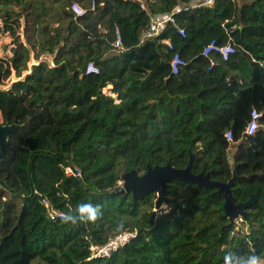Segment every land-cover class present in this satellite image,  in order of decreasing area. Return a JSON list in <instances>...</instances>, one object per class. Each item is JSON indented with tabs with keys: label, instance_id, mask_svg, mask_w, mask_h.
<instances>
[{
	"label": "trees",
	"instance_id": "trees-1",
	"mask_svg": "<svg viewBox=\"0 0 264 264\" xmlns=\"http://www.w3.org/2000/svg\"><path fill=\"white\" fill-rule=\"evenodd\" d=\"M198 1H27L24 43L19 17L12 26L2 16L15 40L11 57L0 58V87L12 75L16 81L0 88V124H15L0 161V264H223L227 252L264 255L259 202L244 210L241 230L225 216L217 189L173 181L166 210L154 219L155 193L133 200L120 192L124 173L142 175L148 165L184 169L193 155L194 175L212 171L213 181H232L235 204L253 194L264 199V0L193 6ZM72 3L81 16H73ZM177 6L173 19L185 38L169 24L143 39L153 19ZM211 42L234 51L226 60L215 51L205 57ZM175 53L185 66L174 75ZM89 62L99 74L85 75ZM108 86L116 99L102 93ZM66 105L82 110L67 112ZM253 110L261 116L247 135ZM43 198L59 213L98 204L103 217L96 224L51 220ZM123 232L135 237L91 258V247Z\"/></svg>",
	"mask_w": 264,
	"mask_h": 264
},
{
	"label": "water",
	"instance_id": "water-1",
	"mask_svg": "<svg viewBox=\"0 0 264 264\" xmlns=\"http://www.w3.org/2000/svg\"><path fill=\"white\" fill-rule=\"evenodd\" d=\"M15 124H0V161L3 159L9 136L11 135ZM193 155H190L188 165L184 169H176L170 164L164 166H147L145 173L138 175L136 171L122 175V189L120 192L130 193L133 200H141L150 193H155L157 199L155 201L154 210L151 212L150 217L154 219L156 213L162 208L165 200V191L170 187L173 181L190 182L198 187L217 189L219 193L224 195L223 210L225 216L229 218L230 224L233 225L238 219L245 217V209L251 207L254 203L259 202L264 211V199L260 198L257 194H253L244 203L233 202L231 192V184L220 183L211 179V172L200 173L194 175L192 173ZM262 225L264 226V216L262 218Z\"/></svg>",
	"mask_w": 264,
	"mask_h": 264
},
{
	"label": "built area",
	"instance_id": "built-area-1",
	"mask_svg": "<svg viewBox=\"0 0 264 264\" xmlns=\"http://www.w3.org/2000/svg\"><path fill=\"white\" fill-rule=\"evenodd\" d=\"M214 0H199L195 5L193 6H211L213 4ZM69 10L73 14L74 17H79L83 14V9L77 4V3H72L69 7ZM180 10V7L177 6L174 8L173 12L170 14H167L166 16L162 18H155L151 21L149 24L148 28L143 34V39L144 38H153L161 35L167 26L169 24H172L175 26L174 19H173V13L178 12ZM176 33L182 37L185 38V30L181 27L175 26ZM168 49L173 50V45L171 42H167ZM120 47V39L117 37V40L115 42V48L118 49ZM215 51L219 53L222 57L223 60H226L230 54L233 53L234 51V46L231 43H228L224 46L218 47L215 42H211L209 45L203 48L202 55L207 57L209 54ZM185 66V61L180 57L178 53H175L172 57V60L170 62V69L172 74H177L179 69L181 67ZM99 74V69L98 67L93 63L89 62L86 67H85V75H97ZM261 114L253 110L250 114V121L246 127V134L247 135H253L257 125H258V120L260 118ZM226 140L228 142H232V134L231 132H227L226 135ZM65 173L68 175H72L75 177L80 176V171L79 170H71L67 168L65 170ZM36 194V193H35ZM41 204L46 208L48 216L50 217L51 220H54L56 218H60V213L55 211L49 204V202L46 199H41ZM135 234L130 233V232H123L121 234L116 235L115 237L109 239L106 244L103 246H93L90 248L91 251V258H99V257H104L108 256L110 253L117 251L119 248H121L123 245L129 242L131 238H134Z\"/></svg>",
	"mask_w": 264,
	"mask_h": 264
},
{
	"label": "rangeland",
	"instance_id": "rangeland-1",
	"mask_svg": "<svg viewBox=\"0 0 264 264\" xmlns=\"http://www.w3.org/2000/svg\"><path fill=\"white\" fill-rule=\"evenodd\" d=\"M27 1L30 2L31 5H34L35 0H23L21 3H19V1H14V0H9L8 3H4V1L0 0V58L11 57L10 50L12 49V47H13L12 43L15 40L12 36H10V34L8 32L4 31V26H3L4 19L2 18V16L5 17L6 13H8L10 15V18H11L10 24L12 26H15L14 21H15V19H17L16 18L17 16L19 17L18 20H20L21 29L18 31V35H19L20 40L24 43L25 40H24L23 33H22V27H23V16L26 12L24 3H26ZM39 1H44L46 6H50L52 4L53 0H39ZM34 64H35V61L33 59H31L29 64H28V69H30V67ZM15 81H16V78L14 75H12L10 77V79L4 83L3 87H0V88L7 89L10 86V84L12 82H15ZM110 89H111V86L105 87L102 90V93L106 96L112 95V97L114 99H116V96L111 94ZM64 108H65V111H67V112H71V111L75 112L77 110L78 111L82 110V108L74 107L73 105H69V106L66 105ZM0 123H1V121H0ZM233 151H234V148H230L228 150L229 157H231ZM162 209L166 210V207L163 206ZM238 220H240V219H238ZM236 223H240L237 225V227L238 228L240 227L241 230H243L245 228V227H241L242 225H241L240 221H238Z\"/></svg>",
	"mask_w": 264,
	"mask_h": 264
},
{
	"label": "clouds",
	"instance_id": "clouds-1",
	"mask_svg": "<svg viewBox=\"0 0 264 264\" xmlns=\"http://www.w3.org/2000/svg\"><path fill=\"white\" fill-rule=\"evenodd\" d=\"M103 217L101 206L93 203H79L74 210L61 212L60 219L64 224L76 225L96 224ZM124 230L123 222L117 225V232ZM223 264H264V255H258L255 252L250 254H236L227 252L223 256Z\"/></svg>",
	"mask_w": 264,
	"mask_h": 264
},
{
	"label": "crops",
	"instance_id": "crops-1",
	"mask_svg": "<svg viewBox=\"0 0 264 264\" xmlns=\"http://www.w3.org/2000/svg\"><path fill=\"white\" fill-rule=\"evenodd\" d=\"M112 96V95H111Z\"/></svg>",
	"mask_w": 264,
	"mask_h": 264
}]
</instances>
